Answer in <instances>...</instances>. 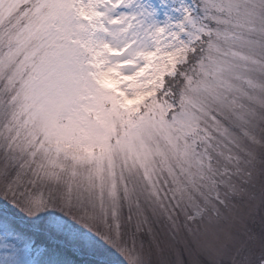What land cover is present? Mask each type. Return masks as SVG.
Returning <instances> with one entry per match:
<instances>
[{
	"label": "snow or ice",
	"instance_id": "obj_1",
	"mask_svg": "<svg viewBox=\"0 0 264 264\" xmlns=\"http://www.w3.org/2000/svg\"><path fill=\"white\" fill-rule=\"evenodd\" d=\"M0 264H264V0H0Z\"/></svg>",
	"mask_w": 264,
	"mask_h": 264
}]
</instances>
